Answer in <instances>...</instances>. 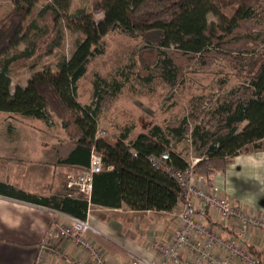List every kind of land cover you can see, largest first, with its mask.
Instances as JSON below:
<instances>
[{
	"label": "trees",
	"instance_id": "trees-1",
	"mask_svg": "<svg viewBox=\"0 0 264 264\" xmlns=\"http://www.w3.org/2000/svg\"><path fill=\"white\" fill-rule=\"evenodd\" d=\"M13 1V8L0 18V112L46 124L58 121L74 144L58 162L88 168L91 151H96L103 166L93 176L89 200L36 196L0 185L4 193L80 219H87L91 205L170 212L181 197V187L162 165L174 170L190 166L177 149L185 135L203 150L193 168L209 183L233 157L264 146V56L252 71L240 65L243 55L255 52L262 42L252 32L264 27V0H100L99 19L84 10L71 13L73 0H44L33 18L40 0ZM66 26L82 34L71 56L60 54L56 69L36 70L26 84L13 87L14 68H32L41 60L38 36L57 28L59 40L46 51L50 54L60 46ZM114 32L137 36L157 51L161 79L172 86L183 83L193 66L207 69L218 57L228 58L240 83L206 114L197 115L192 126L186 114L163 125L152 124L134 137V126L123 125L111 142L99 135L98 126L119 84L97 74L87 103H82L78 90L88 65L103 54L104 40Z\"/></svg>",
	"mask_w": 264,
	"mask_h": 264
},
{
	"label": "crops",
	"instance_id": "crops-1",
	"mask_svg": "<svg viewBox=\"0 0 264 264\" xmlns=\"http://www.w3.org/2000/svg\"><path fill=\"white\" fill-rule=\"evenodd\" d=\"M16 117L0 115V185L36 196L66 195L65 177L83 168L58 161L73 150L74 144L66 135L51 137L43 121L28 124L17 121ZM213 184L225 196L264 212V146L233 157L224 171L214 174ZM2 187L0 264H35L38 257L42 258V264H65L66 261L77 264L82 255L70 241H43L47 228L56 220L64 221L65 213L20 200L4 193ZM124 208L91 205L87 221L93 229L88 232V239L101 247L114 264L126 262V250L154 258L149 249L150 242L154 238L163 240L168 237L174 225L167 222L168 227L165 226L164 231L171 228L172 232L163 233V238H159V234L140 237L133 219L145 222L142 217H149V221L157 218L155 215L167 212H136L127 208L124 215L118 214Z\"/></svg>",
	"mask_w": 264,
	"mask_h": 264
},
{
	"label": "rangeland",
	"instance_id": "rangeland-1",
	"mask_svg": "<svg viewBox=\"0 0 264 264\" xmlns=\"http://www.w3.org/2000/svg\"><path fill=\"white\" fill-rule=\"evenodd\" d=\"M43 1L40 0L35 5L36 8L30 18L35 17L37 11L42 7ZM99 1L73 0L71 13L84 10L91 17L99 19L103 15L99 4H97ZM13 6V0H0V18L9 12ZM40 25L43 26L44 22L40 21ZM56 29V27H51L47 30L46 35L38 36L41 60L36 66L13 69L11 72L13 87L17 84H26V80L36 70L44 67L56 69L60 54L66 58L71 56L75 41L82 38V34L68 27L64 29V38L60 41V46L55 47L50 54H46V51H49L52 47V42L59 40ZM252 35L258 37L262 42H260V46L255 52L245 53L243 58L240 59L241 68L245 71H252L264 56V27L256 28L253 30ZM104 41L103 54L92 59L90 65H88L87 73L79 82L78 91L82 103L90 102V90L97 74L109 81L115 79L119 84L120 88L116 97L107 102L102 114H100V126H98L100 129L99 135L104 134L111 142H114L112 138L119 131L118 126L123 125L134 126L131 134L134 137L138 132L148 130L152 124L163 125L169 119L186 114L192 126L197 115L206 114L214 105L224 100V96L228 91L240 83V80L232 73L233 69L228 58L218 57L215 60L216 62L207 69L201 68L199 64L193 66L185 73L183 83L179 82L177 85L172 86L169 82L165 83L161 79V66L155 63L158 57L157 51L148 48L146 43L139 37L114 32L109 34ZM4 114L0 112V115L4 116ZM5 116L9 118V114H5ZM7 118L2 119L6 120ZM16 119L28 124H37L41 121L19 116ZM46 126L45 128L49 131L51 137H63L65 135L56 120L52 124H46ZM177 149L191 165H194L204 154L203 150L197 148L192 142L190 134L185 135ZM66 189L65 179L64 190L66 191ZM245 207L247 206L245 205ZM126 210L127 207L118 214L124 215ZM129 214L131 215V213ZM155 216L157 218H150L149 221V217H142L145 222L133 219L135 220L133 225L138 230L137 234L141 235L140 237L145 235L151 237L159 234V238H163V233L170 234L172 232L171 228L164 231V227H168V224L174 225L169 212ZM167 222L169 223L167 224ZM258 241L264 249V240L262 242L261 240ZM261 257H263L264 262L263 254Z\"/></svg>",
	"mask_w": 264,
	"mask_h": 264
},
{
	"label": "built area",
	"instance_id": "built-area-1",
	"mask_svg": "<svg viewBox=\"0 0 264 264\" xmlns=\"http://www.w3.org/2000/svg\"><path fill=\"white\" fill-rule=\"evenodd\" d=\"M102 156L91 151L88 168L66 178V195L89 200L93 176L102 169ZM181 187V197L169 212L174 231L168 237L154 238L150 250L154 258L126 250L124 264H264V212L225 196L205 176L195 173L190 164L185 170H174L164 164ZM64 221L56 220L47 228L49 240H68L81 257L77 264H114L101 247L88 239L93 228L87 219L64 214ZM258 241V242H257ZM38 257L35 264H42ZM65 264H71L66 261Z\"/></svg>",
	"mask_w": 264,
	"mask_h": 264
}]
</instances>
